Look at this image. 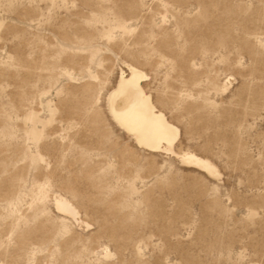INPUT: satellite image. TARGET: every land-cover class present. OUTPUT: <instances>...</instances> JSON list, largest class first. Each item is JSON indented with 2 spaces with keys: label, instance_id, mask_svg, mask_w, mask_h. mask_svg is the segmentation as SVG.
<instances>
[{
  "label": "rangeland",
  "instance_id": "1",
  "mask_svg": "<svg viewBox=\"0 0 264 264\" xmlns=\"http://www.w3.org/2000/svg\"><path fill=\"white\" fill-rule=\"evenodd\" d=\"M0 264H264V0H0Z\"/></svg>",
  "mask_w": 264,
  "mask_h": 264
},
{
  "label": "bare ground",
  "instance_id": "2",
  "mask_svg": "<svg viewBox=\"0 0 264 264\" xmlns=\"http://www.w3.org/2000/svg\"><path fill=\"white\" fill-rule=\"evenodd\" d=\"M144 75L131 69L122 74L117 87L108 97V109L115 124L133 137L137 145L149 151H157L163 145H172L179 137V130L166 117L158 113L141 85ZM196 165L211 171L209 162L188 157Z\"/></svg>",
  "mask_w": 264,
  "mask_h": 264
}]
</instances>
